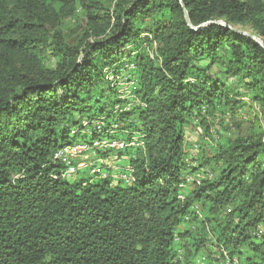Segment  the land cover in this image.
<instances>
[{
	"label": "trees",
	"instance_id": "1",
	"mask_svg": "<svg viewBox=\"0 0 264 264\" xmlns=\"http://www.w3.org/2000/svg\"><path fill=\"white\" fill-rule=\"evenodd\" d=\"M218 22L264 41V0H0V264H264V48ZM227 116L190 158L188 127ZM103 140L134 182L62 177Z\"/></svg>",
	"mask_w": 264,
	"mask_h": 264
},
{
	"label": "rangeland",
	"instance_id": "2",
	"mask_svg": "<svg viewBox=\"0 0 264 264\" xmlns=\"http://www.w3.org/2000/svg\"><path fill=\"white\" fill-rule=\"evenodd\" d=\"M107 6L110 4H113L115 0H100ZM250 29L249 27L245 28L244 31L248 32ZM228 84L234 87L236 84L235 82L228 81ZM127 84L124 82L121 84V91L125 90V87ZM244 94V89H240ZM246 105H244L243 108L239 111V120L244 122L243 129L246 130L251 123L254 122V118L256 116L260 115V109L257 105L252 103L247 97L243 98ZM89 112H93V110H90ZM230 118L227 116L222 121V117H218L214 121V126H212V135L213 138H208L204 134V129L202 127H188L186 139L189 145L188 154L193 150V157H198L200 155V148L202 147L204 149V152L206 155H211L213 152H216L218 145L221 144V142L224 143L226 141V138L234 137L238 132L236 129L232 127ZM219 136V137H218ZM197 146V149L195 148ZM199 146V149H198ZM93 150V149H92ZM98 150V149H97ZM105 152V150H102ZM78 164L82 162V167L77 171L79 172L77 175H74L70 178V182H75L82 180L84 178H92L93 181H99V179L105 178L104 176L95 175L92 173L94 167H98L96 169H101L102 171L105 170L107 172L110 171V173H106V177H118L117 172H120L121 169L125 170L124 167H126L127 162L125 161H119V159H98L97 154L94 153H84L82 155H79L76 157ZM101 167V168H100ZM121 177V176H119ZM214 249V247L212 248ZM208 251V250H207ZM205 251V255L208 254V252ZM202 256V253L199 254V257ZM216 256V255H215ZM216 258V257H215ZM217 259V258H216ZM218 260V259H217Z\"/></svg>",
	"mask_w": 264,
	"mask_h": 264
},
{
	"label": "built area",
	"instance_id": "3",
	"mask_svg": "<svg viewBox=\"0 0 264 264\" xmlns=\"http://www.w3.org/2000/svg\"><path fill=\"white\" fill-rule=\"evenodd\" d=\"M152 57L154 56L153 54H151ZM97 130H102V126L100 124L97 125ZM143 143L139 142L138 140H134L133 142H131L128 146H142ZM126 145L124 142H120V141H110V140H103V141H97L93 144L92 147L84 145V146H75V147H70V148H66L63 152H61L59 155H57L56 159H59L60 162H62L65 166H66V170L65 172L62 174V177L64 179L70 180L71 177H73L75 174H77V171L82 167V162L75 165V160H77V156L82 155L84 153H88L90 150L92 149H98V150H109V149H123L125 148ZM195 148L197 149V146H195ZM194 151L192 150L189 155L190 158H192ZM192 167H197L196 163H191ZM95 169H93L92 173L95 175H99V176H104L105 178L103 179H107L109 177H106V173H109L105 170V172H103L101 169H96L98 167H94ZM101 168V167H100ZM123 171L125 172V174H123ZM134 172L135 170L130 167L127 166L125 168V170L121 169L120 172L116 173L118 174V177L116 178H121L122 180H124L127 183L130 182H134L135 178H134ZM121 176V177H119ZM209 176V178L213 177V174L210 173L209 170L206 171V174H204L202 171L201 172H197L195 174H189L185 177V185H183V187H185L186 185L192 183V182H196L197 185L201 184V181L206 177ZM182 200L184 199V197H180ZM218 260L220 259H224L225 260V264H242L240 260L238 259H234L231 260L229 258V256L227 255V253L224 250L218 251L217 255L215 256ZM181 258V257H180ZM197 264H207V258L206 256L201 257L198 261Z\"/></svg>",
	"mask_w": 264,
	"mask_h": 264
},
{
	"label": "water",
	"instance_id": "4",
	"mask_svg": "<svg viewBox=\"0 0 264 264\" xmlns=\"http://www.w3.org/2000/svg\"><path fill=\"white\" fill-rule=\"evenodd\" d=\"M185 18H186V21H187L188 25H189L192 29H195V30H196V28H194V27L191 25L187 13L185 14ZM218 24H219V25H222V26H226V25H225L224 23H222V22H218ZM226 27L229 28V29H231V30H234V31H236V32H239L240 34H242V35H244V36H246V37H249V38L253 39V40L256 41V42H257L262 48H264V41L261 40V38H259L258 36L253 35V34H251V33H249V32L239 31V30L234 29V28H232V27H230V26H226Z\"/></svg>",
	"mask_w": 264,
	"mask_h": 264
}]
</instances>
